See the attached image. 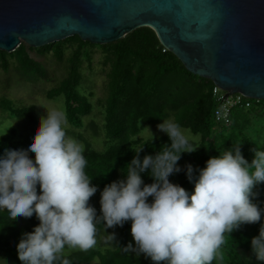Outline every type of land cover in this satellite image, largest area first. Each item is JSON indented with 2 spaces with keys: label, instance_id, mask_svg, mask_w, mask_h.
Wrapping results in <instances>:
<instances>
[{
  "label": "clouds",
  "instance_id": "1",
  "mask_svg": "<svg viewBox=\"0 0 264 264\" xmlns=\"http://www.w3.org/2000/svg\"><path fill=\"white\" fill-rule=\"evenodd\" d=\"M162 121L157 129L170 143L143 158V148L134 152L123 178L100 192L99 214L90 203L98 189L85 171V148L67 134L65 112L46 109L27 150H4L0 210L10 220L35 215L39 221L16 245L21 264H71L63 255L66 247L87 251L97 244L98 226L114 229L129 221L135 247L129 244L125 252L143 253L153 264H212L233 231L261 222L264 208L253 203V189L264 183V150L252 149L249 163L239 143L210 157L202 169L186 164L183 171L194 182L189 194L169 177L182 171V154L194 153L200 145L193 144L189 130L174 118ZM143 129L152 142L150 129ZM143 173L152 183H144ZM107 239L113 241L115 233ZM250 246L264 264V223Z\"/></svg>",
  "mask_w": 264,
  "mask_h": 264
},
{
  "label": "trees",
  "instance_id": "2",
  "mask_svg": "<svg viewBox=\"0 0 264 264\" xmlns=\"http://www.w3.org/2000/svg\"><path fill=\"white\" fill-rule=\"evenodd\" d=\"M69 46L72 49L66 54ZM89 48L101 49L109 63L106 96L98 101L103 122L101 126L92 121L88 124L93 133L101 131L104 137L102 151L95 149L91 140L79 131L85 127L82 116L89 115L93 109L90 99L93 92L82 90L80 72L82 61L91 60ZM33 50L40 54L51 51L58 62L66 63L65 76L45 92V97L61 102L69 125L67 134L85 148V171L98 189L90 198V203L98 214L100 192L105 185L123 178L122 171L126 173V165L132 160L134 152L143 148L140 152L143 158L144 155H154L161 146L170 143L167 135L154 138L152 142L151 138L136 139L144 124L156 125L171 117L195 135L192 142L200 147L194 153L181 156L190 159L189 164L194 169L204 168L210 157L219 156L223 150H230L239 143L241 153L249 163L254 156L252 149L264 150V132H261L264 110L260 108L264 106V100L249 99V107L233 108L228 125L216 122L213 111L217 104L211 93L212 82L190 73L173 53L160 45L149 27L137 28L107 44L82 41L76 35L38 48L21 42L12 52L0 50V69L8 73L10 60H13L14 68L23 81L48 79L45 67L30 56L29 52ZM0 110L32 125L39 124L42 117L37 103L9 98L5 94H0ZM33 137L10 128L0 136V155L5 149L27 150ZM29 157L35 159L30 152ZM179 166L182 171L169 179L191 194L194 182L187 179L183 171L185 165ZM197 174L194 172V176ZM141 175L145 184L152 183L147 173ZM253 191L257 193L253 203L264 208V183L257 185ZM261 223H264V218L259 223L243 224L233 231L212 264H261L252 254L250 246L251 239L258 235ZM38 224L35 215L28 219L10 220L7 212L0 210V260L7 264H21L16 245L24 233L31 232ZM130 229L131 221L114 229L105 230L100 225L98 233L114 232L113 241L106 239L104 243L108 244L102 248L74 250L63 255L71 264H153L147 256L124 251L131 244Z\"/></svg>",
  "mask_w": 264,
  "mask_h": 264
},
{
  "label": "water",
  "instance_id": "3",
  "mask_svg": "<svg viewBox=\"0 0 264 264\" xmlns=\"http://www.w3.org/2000/svg\"><path fill=\"white\" fill-rule=\"evenodd\" d=\"M151 28L192 74L264 100V0H0V50L70 36L107 44Z\"/></svg>",
  "mask_w": 264,
  "mask_h": 264
},
{
  "label": "rangeland",
  "instance_id": "4",
  "mask_svg": "<svg viewBox=\"0 0 264 264\" xmlns=\"http://www.w3.org/2000/svg\"><path fill=\"white\" fill-rule=\"evenodd\" d=\"M71 49V46H69L65 50V53L68 54ZM89 50L91 60L89 62H87L86 60L82 61L80 72L82 75V90L93 92V96L90 98L93 109L89 115L82 116V123L85 125V127L79 129V131L84 135L85 138L91 140L92 146H94L95 149L102 151L104 150V146H102L104 145V137L101 131H99L98 134L93 133L88 124H90L92 121V123L96 124L97 126H101L103 122L102 112L98 101L106 96L107 72L109 70V63L106 61L105 54L101 49L89 48ZM29 54L32 58L39 61L45 67L46 71L48 72L49 78H39L33 81H23L14 68L15 62L13 60H10L8 73H5L0 69V94H5L9 98L22 99L26 102L31 101L37 103V105L40 107L42 117L46 115V109L57 108L59 110H62L63 106L61 108V102H58L56 100H47L45 97V92L52 86L57 84V82H59L61 78L65 76L67 70L66 63L64 61L58 62L52 55L51 51L40 54L39 52L33 50L32 52H29ZM260 108L264 110V106ZM162 122L163 121H161L160 123ZM158 124H144L143 128L150 129L154 138L164 136V133L158 131ZM38 127L39 124L32 125L24 121L23 119L9 116L5 112L0 110V136L10 128L16 130L19 129L22 134L29 133L34 136ZM261 132H264V122L261 123ZM261 132H259V135L261 134ZM190 134L191 139L196 138V136L192 135L191 132ZM135 138L146 140L150 139L151 137L148 134L147 130L142 129L135 136ZM93 139H95V141ZM189 162L190 159L181 158L178 164L186 165L189 164ZM149 202H151V200H149ZM107 234H111L110 231H101L97 234V244L94 246V248H99V246L100 248H102L108 244V242L104 243V241L107 239ZM130 240L133 247H135L132 235ZM74 250L79 249H71L66 247L63 254H68ZM140 254L146 256L143 253Z\"/></svg>",
  "mask_w": 264,
  "mask_h": 264
},
{
  "label": "built area",
  "instance_id": "5",
  "mask_svg": "<svg viewBox=\"0 0 264 264\" xmlns=\"http://www.w3.org/2000/svg\"><path fill=\"white\" fill-rule=\"evenodd\" d=\"M211 93L215 103L217 104L213 111L214 120L222 123L223 125H228L230 123V112L233 108H247L250 106V100L248 98H245L237 93L226 94V92L218 86L212 85Z\"/></svg>",
  "mask_w": 264,
  "mask_h": 264
}]
</instances>
